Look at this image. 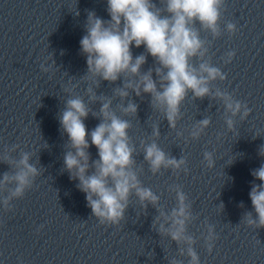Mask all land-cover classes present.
<instances>
[{"label":"clouds","instance_id":"9594fccd","mask_svg":"<svg viewBox=\"0 0 264 264\" xmlns=\"http://www.w3.org/2000/svg\"><path fill=\"white\" fill-rule=\"evenodd\" d=\"M167 15L162 14L153 0H107L109 20L98 17L90 11L87 16V34L80 40L82 53L87 57L89 77H100L109 82L117 81L122 75L139 76V82H128L124 88L116 89L121 97H126L127 88H132L136 95L141 91L153 97V106L162 110L170 126H175L179 107L187 92L191 90L196 97L203 98L209 93L208 83L217 77L224 79L221 71L208 63H201L197 69L190 60L203 55V42L195 25H199L213 33L219 34L220 6L223 0H164ZM78 14V13H77ZM229 32H235L236 26L227 24ZM144 46L147 53L161 66L155 69L160 77V89L152 78V70L141 75L140 69L146 62L144 54L133 57L131 47ZM234 51L227 53V61L231 62ZM166 69V73L162 71ZM91 92V89L88 90ZM225 101V107L232 115H236L244 108L242 119L250 109L240 101L222 92H217ZM94 98V97H93ZM110 101L104 103L99 115L102 121L89 133L84 119L89 115V108L79 98L67 100V106L60 116L62 130L68 137L67 147L70 149L64 155V165L70 173V179H78L77 187L86 195L88 206L92 214L103 224H119L124 218L130 193L134 190L136 196L143 202L148 201L155 205L158 197L145 187H142L136 173L132 170L133 151L129 146L127 120L119 118L110 109ZM125 113L135 114L137 106L129 103L122 108ZM96 115V113H93ZM209 120L199 122L193 131V137L208 126ZM228 127H233L232 119L226 121ZM158 134V132L156 133ZM89 139L91 144L89 143ZM90 146L98 150L99 159L91 160ZM259 155L264 157V145L259 148ZM145 160L153 172L163 167L179 169L184 159L166 157L155 143L145 148ZM30 154L21 153L19 161H8L14 164L17 171L13 175L4 173L0 178V187L15 183L10 195L3 201L8 205L12 198L22 197L34 177L38 175L37 168L29 163ZM208 167L214 165L212 154L204 153ZM93 169L91 174L89 170ZM259 184L252 183L249 193L256 216L246 213L244 221L252 227L264 228V163L251 171ZM177 205L170 215L161 212L170 226L160 225V232L166 233L178 244L188 245L187 255L189 264H200L199 256L192 246L193 237L186 234L187 222L191 218L189 205L186 204V195L183 191L176 192ZM222 206V205H221ZM241 207L243 205L241 204ZM159 219V218H157ZM213 229L209 227L207 237L208 250L211 252L214 240ZM183 254V249L181 250ZM172 264H179L173 261Z\"/></svg>","mask_w":264,"mask_h":264}]
</instances>
